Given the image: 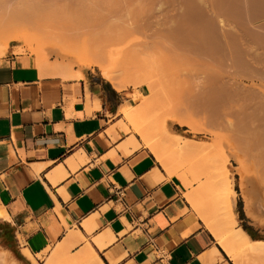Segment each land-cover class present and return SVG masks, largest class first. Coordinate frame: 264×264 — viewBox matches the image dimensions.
<instances>
[{
  "label": "crops",
  "instance_id": "0c3cea01",
  "mask_svg": "<svg viewBox=\"0 0 264 264\" xmlns=\"http://www.w3.org/2000/svg\"><path fill=\"white\" fill-rule=\"evenodd\" d=\"M241 1L246 21L264 17V0ZM242 30L255 59L242 58L252 49L236 30L225 55L231 76L264 79V18ZM17 47L0 55V243L11 249L13 239L28 264L89 250L101 264H235L178 175L126 131L131 91L98 67L66 75Z\"/></svg>",
  "mask_w": 264,
  "mask_h": 264
},
{
  "label": "bare ground",
  "instance_id": "6f19581e",
  "mask_svg": "<svg viewBox=\"0 0 264 264\" xmlns=\"http://www.w3.org/2000/svg\"><path fill=\"white\" fill-rule=\"evenodd\" d=\"M182 1L187 4L185 5V11H181L180 14H178L177 21L175 20L174 22V20H170V18V21H167L171 14H167L166 8H170L171 5H176L178 2L180 4ZM193 1L194 0H162L158 1L159 4L157 8L153 10V6L155 2H157L155 0H0V55L5 53L7 44L12 40H22L30 45L31 40L35 42L39 40L44 45L37 46L35 49L37 50L38 57L42 64L47 62V57L51 53L72 58L73 60L78 58L87 66L95 65L101 69L117 88H125L128 85L138 86L145 84L152 94L155 93L156 87L148 80L145 74L146 72L144 73L142 70L144 71L145 66L148 64V60L150 61V59H148L150 56L148 55L152 53L156 55L157 53H161V58L153 55L155 58L159 57L160 60L165 57V62L170 61V63L169 65H166V63L163 65L161 62H164V59L158 61L159 59L156 60L154 58L156 62H160V68L163 65V70H166V68L170 70L173 64L175 68L182 70V73L184 71V73L188 72L186 75H179L180 71L176 69V71L179 72L176 73L178 75L175 77L177 92L174 102L173 100L171 101L173 102L171 104H173L174 109L172 110L173 112L170 111V114L168 113L169 118L193 130L200 129L199 131H201L204 123L208 125L216 123V125L219 124L222 125L221 127H225V131L227 129L234 132L235 136L247 138V136L250 137L251 135V138L253 136L257 141L254 142V146L261 147V151H259V149L257 153L260 152L264 160V91L261 90L262 93L256 94V97L259 99L250 102L247 100H251L255 95H246L239 89L236 78L240 76L223 75L219 71H214V73H210V75L207 73L205 79L198 76L201 78L199 79L195 76L196 74L194 75L193 73L194 66L209 64V60L213 53L217 55L219 52L224 56L227 54V50L232 49H228L229 42L226 38H223V40L217 38L215 43L210 42L205 28L200 25V20L205 13L207 17H209L207 8H204L206 3L203 0H198L197 5L193 3ZM179 6H177L178 9ZM174 9L170 10L173 13L172 15L175 14L176 10L178 12L180 11ZM160 10H165L167 17L165 14V18L162 16L161 19V16L157 13V11L160 13ZM151 12H156L159 16L153 13L158 16L155 15L157 18H153V16L150 15ZM173 18L176 17L174 16ZM218 20L222 28H224L225 22L223 19L219 18ZM165 21L167 23L170 22L168 26L167 23L165 26L163 25ZM34 24L38 25V29L37 27L36 29L39 33L44 32V35L35 34L33 32L29 33L30 30L27 28H30V26L32 27ZM205 24L207 23L205 22ZM40 25L44 28L41 29L42 27H40ZM152 27H154V30L149 31ZM45 28H48L47 31ZM53 28L54 30L56 29L58 33L54 34V32H52ZM162 28L164 31H161ZM138 34L143 35V38L142 36L137 38L139 42L137 43V41H135L137 44L134 42L133 44H136L137 46H135L139 48H136L134 45V48H129L132 42L127 38L126 41H129V43L126 42L129 45H127L128 49L123 53L124 55L121 54L123 58L121 57L122 59L120 61L118 60L120 57L116 60L120 51L118 52L117 50L116 52L112 44L120 41L119 39H123L126 36H134V38H136L139 36ZM32 35L33 37H31ZM232 44L233 43H231V45ZM144 52L149 54H144ZM141 53L145 55L144 59ZM153 55H151L152 58ZM141 61H147L145 62L147 64L142 62V66ZM141 66L144 68L141 69ZM170 66L171 68L169 69L168 67ZM117 67L122 69L123 75L119 76L115 73ZM60 68L63 69V74L66 75L77 76L79 72H81H74L68 69L64 70L66 67ZM58 71H60V69H58ZM234 100L243 101H238L241 103L234 108V105L231 103ZM148 104L149 99H144L137 106L131 105L124 108L123 113L127 121L130 124L135 123L134 120L140 116L139 114ZM199 113L201 114V120L199 119V123H197L195 121V115ZM229 115L236 117L237 120L236 122L234 121L235 123L231 120V116ZM253 116L257 117V121L252 120ZM218 129H221L220 126H218L216 130ZM134 130L135 133L141 137L145 146L155 155L154 157L157 158L161 165L167 167L169 162L168 158L164 156V152H162L160 146L152 142L146 136L147 133H145V129L143 127L134 126ZM231 132H228V135H226V132L225 135L228 137L233 135ZM248 140L250 141V139ZM131 142L133 146L137 145V140L133 137ZM248 144H246V146H248ZM189 146L192 147L190 143ZM250 146L251 143L246 149H249ZM248 151L250 152V150ZM260 153L259 155H261ZM235 157L236 155L233 154V158ZM165 170H167L168 173H173L168 168ZM180 180L183 186H188L187 182L182 179ZM262 186L263 194L259 192L260 190H255V198L253 200L249 198L245 200V210L249 217L264 226V180ZM232 190L231 186H229L227 194L225 193L226 196H223V203L221 202L223 207L220 208V212H218L219 209L215 210L217 214L213 211L205 212L207 214L214 213L213 215H216L215 217H209V215L206 216L204 215L205 213H202L204 209L199 208V206L201 207L202 205H197L198 202H196L195 199L197 195H194L195 193L193 194V192L188 190V192H184V195H187V201L190 203L192 209L198 212L201 221L215 234L217 239H219L221 246L235 264H244V261L242 262V256L246 254L264 258V239H253L245 229L235 227L237 221L231 200L233 195ZM212 199L214 198L212 197ZM22 252L32 260L33 257L27 249H24ZM6 253L0 254V264H7L8 254L6 255ZM96 259V254L93 253L92 250H89L88 253L79 252L77 255L70 258L64 256L62 257L64 263L61 264H101L97 262ZM45 264L56 263L49 260Z\"/></svg>",
  "mask_w": 264,
  "mask_h": 264
},
{
  "label": "rangeland",
  "instance_id": "374dc122",
  "mask_svg": "<svg viewBox=\"0 0 264 264\" xmlns=\"http://www.w3.org/2000/svg\"><path fill=\"white\" fill-rule=\"evenodd\" d=\"M155 1L157 2H155L154 4L155 7L153 6V10L154 8H157L159 4L158 1H162V0H155ZM203 1L206 3V6L204 8H207L208 10L207 13L209 14V17H207L205 13V15L200 20V25L201 27L205 28L206 34L210 38V42L215 43V40L217 38L221 40H223V38H226L228 42L229 40L234 41L235 39L233 37L236 35L233 33H235V31L238 30L240 34H242L243 42L250 43L249 45H251V49H252L250 50V56H243L242 58L255 59V44L253 41L251 42V40L249 39L250 38V35L248 34L249 32H247L246 30H242V29L248 26L256 27L257 23L261 22L264 17H262L261 14L259 15L260 17L259 16L257 17L256 14L253 13V14H250L248 21H246V14L242 12L243 10L242 3H241V6L238 4L239 8L236 6L239 0H231L230 3L232 5V8L233 10L235 9V12H237V13H232V14L225 12L224 10L225 0H222V1L221 0H203ZM193 3L198 5V0H194ZM178 4L176 3V5H173V6L171 5L170 6L171 9L166 8L167 14L168 15L171 14L168 17L167 21L169 20V18L170 20L171 19L174 20V22L175 20L177 21L178 14H180L181 11L183 12L185 11V5L187 4H185L184 1L180 2L181 4V5L179 4L180 6ZM177 6H179V9L177 8ZM174 8L180 11L178 12ZM209 8H210V11H209ZM172 9L176 10L175 11L176 15L175 14L172 15L173 13L172 11H170ZM251 9L252 10H250V12L251 11L253 12V8ZM164 12L165 10L163 11L160 10V13L157 11V13L161 16V19H162V16L166 14V12L165 13ZM214 12H215V16H214ZM153 13H156V12H151L150 15L153 16V18H157L159 16L157 13L156 14L158 16ZM167 14L165 15L166 17H167ZM165 16L163 18H165ZM174 16L176 18H173ZM219 18L223 19V21L225 22L224 28H222L221 24L219 23V20H218ZM205 22L208 25L205 24ZM166 23L167 22L165 21L163 25L165 26ZM168 23H167V26H168ZM36 27L38 29V25L34 24L32 25V27L30 26L31 29L30 28H27V29L30 30L29 33L33 32L35 34L37 33L40 35H44V32L39 33ZM40 27H42L41 29L44 28L41 25ZM152 28L149 31H153L154 27ZM41 29L39 28L40 31ZM45 29L47 31L48 28H45ZM55 30L53 28L52 32H54V34L58 33L57 30L56 31ZM42 31H45V30H42ZM48 31H51V30H48ZM161 31H164V29L162 28ZM226 32H228V35H226ZM138 35L139 36H137L136 38H134V36L132 37L126 36L123 39H119L120 41H117L112 44L113 45L112 47L116 49V52L117 50L118 52L120 51L119 52L120 56L118 55L116 60L118 59V57H120V59H118L119 61L123 58L122 57L124 55L123 53H125L128 49L129 41L132 42L131 43L132 45L129 48H132V47L134 48V46L139 42V40L137 41V38H140L141 36L143 38V35L141 34H138ZM31 37H33V35ZM127 38L128 40L129 39L130 40L126 41ZM237 38H239L238 35H237ZM135 41H137V43ZM133 42L136 44L134 45ZM10 43H14L18 45L17 51H29L31 53H34L36 56H38V53L35 48L37 46L44 45L39 40H37L36 42L34 40H31L30 41L31 45L26 42H23L22 40H12ZM136 48H139V47H136ZM121 54L123 55L121 56ZM144 54H149V53L144 52ZM153 54L154 53L148 55L150 56V58L147 57L148 59H150L151 62L147 59L148 64L145 63L147 61L145 62L141 61V65L143 66L142 62L144 64H147L146 66L144 65L145 69L144 71L142 70V72L144 73L146 72L145 74L148 80L151 81L156 87L155 93L151 94L148 86L145 84H141L138 86L128 85L125 87V89H127L128 91H131V93L128 94L131 97V101L129 102V105L127 106H130V105L137 106L144 99H149L148 106L139 114L140 116L136 118V120H134L135 123H132L133 125L132 124L129 125L124 119L126 124L128 125V128L126 129V131L130 134L134 133L135 132L134 126L143 127L145 129L146 131L145 133H147L146 136L152 142H155L156 144H158L160 148L162 149V152H164L163 153L164 156L168 158L169 162L167 164V167L165 165H162L164 166L163 168L164 169L168 168L170 171L180 176L179 179H182L188 183V186H187L188 190L193 192V194L195 193L194 195H197L198 197V198L197 197L195 198L196 202H198L197 205L199 204L202 205L201 207L199 206V208L204 209V212L202 213H205L207 211L215 212V210L217 209H219L218 212H220L221 211L220 208L223 207L222 206V203H223L222 199L224 198L223 196L224 195L226 196L228 188L229 186H231V189H233L232 190L233 195L231 199L232 206L236 214V221H237L235 227L236 228L241 227L243 229H245L246 227L248 231L253 234V237L251 236L253 239H257V238L264 239V226L260 225L259 223L255 222L253 218L249 217L245 210V200L247 198H249L250 200H253L255 198V190L257 191L260 190L259 192L263 194L262 185H263V180H264V164H263L264 160H263L262 154L260 152L259 153L261 155L257 153L258 152L257 150L260 149L259 151H261V147L254 146V142H257V141L255 140L253 136L251 138V135L250 137L247 136V138H244L242 136L238 137L237 135L235 136L234 132H231L227 129L225 131L224 130L225 127L223 128L221 127L222 125H219V124L217 125L220 126L221 129L216 130L218 128L216 123L209 124V125L204 123L203 127L201 126L203 129L199 131L200 129L193 130V129H190L188 126L180 125L172 121L169 118V114H170V111L174 109L173 104L171 103L174 102V98L176 97V92H177L176 84H175V81H176L175 77L178 74L176 73H179L178 71H180L179 75H186V73L188 72L184 73L185 72L184 71L182 73V70H178V68H175L173 64L171 65L173 69L170 66L168 67L169 69L171 68L170 70H167V68L166 70H163L164 69V68L162 69L163 65H165V63L166 65L167 64L169 65L170 61L165 62L166 60H165V57H163L164 56L163 53H162L163 55L162 59H164V62L162 61V59L161 60L159 59V57L161 56L160 55L161 53L160 54L157 53V55L154 54L155 56H159L157 58H155ZM142 55L143 54L141 53V56ZM151 55H153V58ZM203 55L208 56L206 54H203ZM143 56L142 57L144 59L145 55ZM47 58H48L47 62L48 60L52 59L53 63L59 69H61L60 67H64V68L66 67V69L64 70L68 69V70L73 71L74 69H76L77 71H80L88 67H95V68L97 67L95 65L87 66L85 63L80 61V59L78 58L73 60L72 58H67L65 56H60L57 54L55 55V53L54 54L51 53ZM139 58L142 59L141 57ZM154 58L156 60L159 59L158 61H162L161 63H163V65L161 68L159 67L161 66V64H159L160 62L159 63L158 61L156 62ZM142 66H141V69L144 68ZM231 67L235 68L233 66V62L230 61V58L229 57L225 58V55L223 56L222 54L218 52L217 55L214 53L211 55L209 64L207 65L201 64V65L194 66L193 73L194 75L196 74L195 76L197 77L198 76L203 77L202 79H205V77L207 76V73L208 75H210V73H214V71H219L223 75L229 74V76H231L232 75ZM176 69L178 71H176ZM61 70L63 71V69ZM115 73L119 76L123 75L122 69L120 67L119 68L117 67L115 69ZM236 80L238 82L239 89L243 93H245L246 95H255V97L252 98L254 100L251 99L247 101L251 102V101H255L256 99H259L256 97V94L262 93V91H264V87H263L264 79L254 78V77L253 78L251 77H241L240 78L239 77V78H236ZM172 100L173 102H171ZM228 101L230 102L229 98H228ZM238 101H243V100H234L231 102L232 105H234V108H236L238 104L241 103V102L239 103ZM199 114L195 115V119H196L195 121L197 123H199L198 121L201 118V114L200 115ZM229 116H231V120H233V122L234 121L236 122L237 119L235 116L233 115H229ZM256 118L257 117L253 116L252 120L257 121ZM228 132H231L233 135H230L229 137L226 136L229 134ZM136 136L137 138L141 139L139 135H136ZM248 139H250V141ZM189 143L190 145H192V147L189 146ZM248 143L249 144L251 143V146L253 147L250 146L249 149H246L249 146ZM246 144H248V146H246ZM244 150L245 151L250 150V152L249 151L245 152ZM233 154L236 155L235 157L236 159L233 158ZM212 197L214 199H212ZM192 210L194 211L195 214L197 213L196 214L197 216L199 215L197 211L195 212L194 209ZM216 212L215 214H217ZM213 214L214 213H210V214L205 213L204 215L206 216L209 215V217H212V216L215 217L216 215H213ZM9 246L11 249H8L2 243H0V254H5L6 252H7L6 255L8 254L7 264H28L24 259H20L19 255L17 254L14 248L15 243L13 239L9 240ZM250 256H253V255L246 254L242 256L243 258L242 262L244 261V264H264V258L258 257V256H253V257H250ZM47 259H48V256L44 255L42 258V262L45 263Z\"/></svg>",
  "mask_w": 264,
  "mask_h": 264
},
{
  "label": "trees",
  "instance_id": "16d2710c",
  "mask_svg": "<svg viewBox=\"0 0 264 264\" xmlns=\"http://www.w3.org/2000/svg\"><path fill=\"white\" fill-rule=\"evenodd\" d=\"M245 230L248 231V229L245 227ZM249 235L253 237V234L248 231Z\"/></svg>",
  "mask_w": 264,
  "mask_h": 264
}]
</instances>
